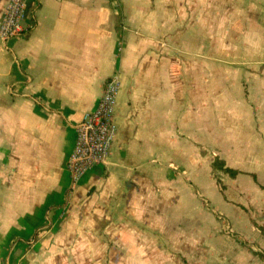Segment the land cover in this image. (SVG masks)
<instances>
[{"label": "crops", "instance_id": "crops-1", "mask_svg": "<svg viewBox=\"0 0 264 264\" xmlns=\"http://www.w3.org/2000/svg\"><path fill=\"white\" fill-rule=\"evenodd\" d=\"M24 24L0 42V264H264L253 218L251 249L166 237L196 239L199 192L234 216L241 180L254 214L264 197V0H28ZM115 74L110 154L71 190L75 126ZM214 157L241 173L222 193Z\"/></svg>", "mask_w": 264, "mask_h": 264}, {"label": "built area", "instance_id": "built-area-1", "mask_svg": "<svg viewBox=\"0 0 264 264\" xmlns=\"http://www.w3.org/2000/svg\"><path fill=\"white\" fill-rule=\"evenodd\" d=\"M27 1L9 0L0 20L2 44L30 29V26L24 24ZM119 86L120 81L116 74L109 77L104 83L102 95L95 109L85 113L75 126V142L66 164L71 190L93 167L106 163L118 132L114 109ZM60 213L61 216L64 215L63 211Z\"/></svg>", "mask_w": 264, "mask_h": 264}, {"label": "rangeland", "instance_id": "rangeland-1", "mask_svg": "<svg viewBox=\"0 0 264 264\" xmlns=\"http://www.w3.org/2000/svg\"><path fill=\"white\" fill-rule=\"evenodd\" d=\"M201 172L197 175V183L201 184H207L204 185L206 188L208 186H212L214 184V181L210 179V176L208 174L206 175L204 172V166L201 167ZM223 175H220V180L222 183V179H224L223 182L225 184L230 185L231 181L227 178H223ZM167 179V178H166ZM243 180L239 182L241 183L244 188V196L245 201L243 204V208L246 209L245 214H241L238 216L231 215V213L223 207L222 204L217 205L214 201L210 200V196L208 197L207 194H205V191L199 192L203 196H197V204L198 209L196 208L195 214L192 215L191 222L194 223L195 230L194 233L196 234V239L192 242H181L176 237H173L172 231H169L166 234V237H169V241H171V244L175 246H192L194 249H230L233 244L232 238L228 235L229 231H231L233 234H236L239 236V241H236L242 248L246 244V249L251 248V243L249 242L250 239L254 238L256 235L255 229L250 224V218H253L256 223L263 220L264 216V197H258L257 199V206L255 207V214L254 210L252 209L251 204H253V197L250 195L251 192L248 191V187L246 183H242ZM236 186L234 185V191H236ZM209 194V191H206ZM223 214H230L234 221L226 223L225 219L226 216ZM172 220L169 221L170 227L172 226H178L180 225L182 229L186 230L189 226L188 222H184V218L181 217L178 220H176V216L170 215L168 216ZM167 217V218H168ZM228 220V219H227ZM229 221V220H228ZM258 225V224H257ZM182 230V231H184ZM205 231H210V234L213 235V238L208 239L207 237H203V234H208ZM209 234V235H210ZM208 235V236H209ZM241 236V237H240ZM241 242V243H239ZM186 246V248H187ZM264 253V252H263ZM264 261V260H263Z\"/></svg>", "mask_w": 264, "mask_h": 264}, {"label": "trees", "instance_id": "trees-1", "mask_svg": "<svg viewBox=\"0 0 264 264\" xmlns=\"http://www.w3.org/2000/svg\"><path fill=\"white\" fill-rule=\"evenodd\" d=\"M119 39L121 40V35H119ZM212 169V177L216 181L217 185L220 188V192L222 193L224 191V185H222L221 180H220V175H227L228 177L234 179L236 178L239 174H241L239 171L230 169L226 166L225 162L218 157H214V160L211 165ZM254 180L256 181L255 175H252ZM264 190V188H262ZM246 211V210H245ZM251 223L257 230L260 232L261 235L264 236V227L258 226L254 221L251 220ZM245 247L246 244H243ZM251 249V248H250ZM256 256L264 260V253L259 252V251H252Z\"/></svg>", "mask_w": 264, "mask_h": 264}]
</instances>
